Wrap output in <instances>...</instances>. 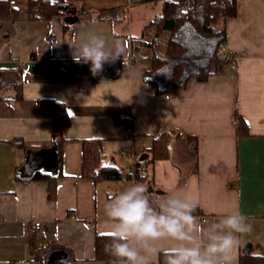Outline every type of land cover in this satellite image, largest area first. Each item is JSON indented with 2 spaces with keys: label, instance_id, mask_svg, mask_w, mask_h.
I'll use <instances>...</instances> for the list:
<instances>
[{
  "label": "crops",
  "instance_id": "0c3cea01",
  "mask_svg": "<svg viewBox=\"0 0 264 264\" xmlns=\"http://www.w3.org/2000/svg\"><path fill=\"white\" fill-rule=\"evenodd\" d=\"M11 1L19 12L14 21L0 17V67L19 69L21 77L12 84L0 77V264H40L37 249L54 240L73 251L69 264H106L96 259L97 233H110L105 204L133 182L147 185L152 199L191 194L205 227L235 211L246 216L252 230L239 237L233 261L249 242L264 250V0H238V14L218 25L226 26L223 53L231 59H223L215 75L162 93L146 79L152 65L143 43L144 27L160 14L162 0H67L79 16L68 25L62 15L32 18L30 0ZM103 10L111 16H101ZM89 31L122 46L124 61L114 62L126 68L120 76H94L90 63L75 62L70 45ZM44 97L65 102L72 119L64 129L56 199L49 198L46 181L31 179L37 170L60 171L47 150L52 120L38 116ZM239 116L248 125L242 133ZM164 126L198 137L196 171L190 158L178 159L187 151L183 142L174 143L173 158L148 162L153 137ZM94 137L103 139V162L117 166L122 178L82 175L84 139ZM36 221L41 226L32 230ZM158 263L159 256L149 257V264Z\"/></svg>",
  "mask_w": 264,
  "mask_h": 264
},
{
  "label": "trees",
  "instance_id": "16d2710c",
  "mask_svg": "<svg viewBox=\"0 0 264 264\" xmlns=\"http://www.w3.org/2000/svg\"><path fill=\"white\" fill-rule=\"evenodd\" d=\"M76 4L67 0H30L29 12L32 18L50 20L57 15L66 16L72 12ZM121 9V8H119ZM118 9V10H119ZM122 10V9H121ZM120 10V11H121ZM18 8L11 0H0V17L16 20ZM109 10H103L101 16L110 17ZM238 14V0H162L161 13L146 23L144 27V45L149 49L146 56L151 68L145 73L146 79L155 84L157 92L162 93L169 88H184L192 78L207 81L218 72L223 62V47L228 41L226 26L218 27L220 22ZM121 19V18H120ZM66 25L68 23L66 22ZM126 69L123 64H105L102 74L107 78L121 75ZM158 74V77H157ZM0 77L8 84L18 83L21 71L16 68L0 67ZM18 97H21V92ZM4 96L0 93V99ZM38 116L52 120V142L49 158H57L60 171L56 174L48 170H37L31 179L44 180L48 184L50 199L57 198L58 178L62 175L64 129L71 125L72 119L65 102L54 98H40L37 104ZM239 133L247 130V122L239 116ZM119 122L122 119L117 117ZM183 142L187 151L182 162L190 158L191 171H196L199 157V139L196 135L182 134L175 128L164 126L154 135L149 148L148 162L157 159L173 158V145ZM24 146L23 142H20ZM103 139H84L83 170L86 178L101 180H117L122 178V171L115 165L105 164L102 160ZM174 162L182 170V178L187 174L181 162ZM136 166V176H141V168ZM24 179H28L24 177ZM200 212V210H196ZM110 243V233H97L96 259L113 264L114 257L106 251ZM35 258L40 264H69L75 259L73 251L56 240L39 247ZM165 264V257L159 255V263ZM237 264H264V250L256 251L253 246L240 253Z\"/></svg>",
  "mask_w": 264,
  "mask_h": 264
},
{
  "label": "clouds",
  "instance_id": "9594fccd",
  "mask_svg": "<svg viewBox=\"0 0 264 264\" xmlns=\"http://www.w3.org/2000/svg\"><path fill=\"white\" fill-rule=\"evenodd\" d=\"M76 63H90L100 74L105 64L123 57L122 46L96 31L76 38L70 45ZM199 201L186 192H174L152 199L147 185L133 182L114 193L105 204L111 221L106 251L113 264H149V257L163 255L165 264H232L239 237L251 232L248 218L239 211L223 215L208 224L195 215ZM174 241L166 249L158 242Z\"/></svg>",
  "mask_w": 264,
  "mask_h": 264
},
{
  "label": "water",
  "instance_id": "95a60500",
  "mask_svg": "<svg viewBox=\"0 0 264 264\" xmlns=\"http://www.w3.org/2000/svg\"><path fill=\"white\" fill-rule=\"evenodd\" d=\"M77 8H75L72 12H70L68 15L65 16V21L69 23H75L79 16L77 15ZM252 247V243H247L246 246L244 247V251L250 250Z\"/></svg>",
  "mask_w": 264,
  "mask_h": 264
},
{
  "label": "built area",
  "instance_id": "2783aa9c",
  "mask_svg": "<svg viewBox=\"0 0 264 264\" xmlns=\"http://www.w3.org/2000/svg\"><path fill=\"white\" fill-rule=\"evenodd\" d=\"M223 49H224V47H223ZM230 59H231L230 56H228V55L224 56L225 61H229ZM203 220H206V218H203ZM40 226H41V221H36V222H34L31 229L36 230V229L40 228Z\"/></svg>",
  "mask_w": 264,
  "mask_h": 264
},
{
  "label": "rangeland",
  "instance_id": "374dc122",
  "mask_svg": "<svg viewBox=\"0 0 264 264\" xmlns=\"http://www.w3.org/2000/svg\"><path fill=\"white\" fill-rule=\"evenodd\" d=\"M159 7L161 8V10H162V4H161V2L159 3ZM160 13H161V11H160ZM157 77H158V74H157ZM183 156H184V154L183 153H180V156L178 157V159H180V160H182L183 159ZM182 158V159H181ZM245 247V246H244ZM238 263V260L236 259V260H234V261H232V264H237Z\"/></svg>",
  "mask_w": 264,
  "mask_h": 264
}]
</instances>
